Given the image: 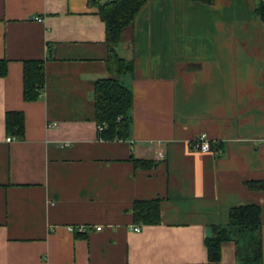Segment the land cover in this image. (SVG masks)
Masks as SVG:
<instances>
[{
	"label": "crops",
	"instance_id": "obj_1",
	"mask_svg": "<svg viewBox=\"0 0 264 264\" xmlns=\"http://www.w3.org/2000/svg\"><path fill=\"white\" fill-rule=\"evenodd\" d=\"M115 51L130 73L106 70L103 23L85 0H0V264H211L204 238L242 204L259 207L264 264V189L246 186L264 181V24L254 0H145ZM28 59L43 61L44 83L27 102ZM100 77L131 92L123 140L97 137ZM12 110L23 135L6 141ZM200 134L209 151L189 148ZM130 157L156 164L135 168ZM152 198L159 223L134 224L132 202ZM76 225L84 231L67 230ZM216 264H243L232 241Z\"/></svg>",
	"mask_w": 264,
	"mask_h": 264
},
{
	"label": "trees",
	"instance_id": "obj_2",
	"mask_svg": "<svg viewBox=\"0 0 264 264\" xmlns=\"http://www.w3.org/2000/svg\"><path fill=\"white\" fill-rule=\"evenodd\" d=\"M210 5L212 0H191ZM87 7L94 8L103 23L104 43L107 49L106 70L110 74L130 73L132 62L120 57L115 46L121 39L124 28L145 4V0H85ZM254 14L264 24V0H254ZM6 72V61L0 59V77ZM43 61L28 59L22 62L21 96L23 101L36 100L43 90ZM93 115L96 126H101L97 137L103 140L125 139L128 135L132 105L131 92L115 77L96 78L92 91ZM6 134L19 139L23 135V114L21 111H6L3 117ZM209 148L211 146L209 145ZM213 148V147H212ZM210 150V149H209ZM135 168L148 169L156 163L152 160L130 157ZM249 189H264V181L246 183ZM131 219L134 224L155 225L159 223V198L141 199L132 202ZM260 211L255 204L235 205L228 209L224 225H212L210 234L204 238L207 262L219 261L222 242L232 241L234 253L243 264H258L260 259ZM78 234L77 232H74Z\"/></svg>",
	"mask_w": 264,
	"mask_h": 264
},
{
	"label": "built area",
	"instance_id": "obj_3",
	"mask_svg": "<svg viewBox=\"0 0 264 264\" xmlns=\"http://www.w3.org/2000/svg\"><path fill=\"white\" fill-rule=\"evenodd\" d=\"M55 123H47V127L54 126ZM101 126H96V130H100ZM13 137H6V141H11ZM189 148L192 150L200 151V152H206L209 151V144L207 142V138L204 134H200L197 138L193 139L191 142H189ZM95 229H99L98 227H95ZM67 230L70 232H77L82 233L84 231V227L82 225H76V226H67ZM133 231H137L138 228L136 226L132 227Z\"/></svg>",
	"mask_w": 264,
	"mask_h": 264
}]
</instances>
